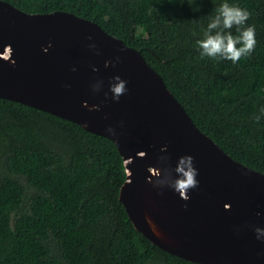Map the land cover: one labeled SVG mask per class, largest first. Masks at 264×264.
I'll return each instance as SVG.
<instances>
[{"label":"trees","instance_id":"obj_1","mask_svg":"<svg viewBox=\"0 0 264 264\" xmlns=\"http://www.w3.org/2000/svg\"><path fill=\"white\" fill-rule=\"evenodd\" d=\"M9 1L75 12L139 48L203 131L264 172V0H227L255 26L254 51L235 64L196 46L225 0ZM126 178L109 136L0 96V264H204L136 228L120 199Z\"/></svg>","mask_w":264,"mask_h":264},{"label":"water","instance_id":"obj_2","mask_svg":"<svg viewBox=\"0 0 264 264\" xmlns=\"http://www.w3.org/2000/svg\"><path fill=\"white\" fill-rule=\"evenodd\" d=\"M117 75L127 81L118 101L110 91ZM0 96L112 138L127 170L120 199L136 228L160 247L204 264H264V238L255 231L264 229V172L226 152L143 52L97 21L0 0ZM185 155L194 158L199 182L187 201L149 183L150 167L174 170Z\"/></svg>","mask_w":264,"mask_h":264},{"label":"clouds","instance_id":"obj_3","mask_svg":"<svg viewBox=\"0 0 264 264\" xmlns=\"http://www.w3.org/2000/svg\"><path fill=\"white\" fill-rule=\"evenodd\" d=\"M250 15L251 13L247 9L230 4L227 0L221 3L215 9V14L210 17L202 38L196 41L201 58L230 60L235 64L242 57L250 56L256 43L255 26L247 23ZM234 27L236 29L235 35L231 31ZM44 51L46 52L47 49ZM109 64L111 61L106 62L105 66L107 67ZM93 71H98V69L94 68ZM126 84L127 81L121 79L120 76L113 77L110 83V91L113 93L114 100L118 101L120 96L127 91ZM101 85L102 82H98L93 86V90L99 91ZM93 110L98 111L99 106H94ZM109 131L113 130L109 129ZM162 151H167V149L164 148ZM167 160L168 157L165 156L160 158L162 164H166ZM150 168H154L155 172L151 175L149 183H153L156 187H169L185 201L190 199L189 190L198 187L199 182L196 179L198 170L194 166V158L190 155L181 156L174 170L169 167L164 168L162 172L161 168ZM153 177L156 179L153 180ZM148 223L151 224L150 219ZM255 231L258 239L264 238V229L256 228Z\"/></svg>","mask_w":264,"mask_h":264}]
</instances>
